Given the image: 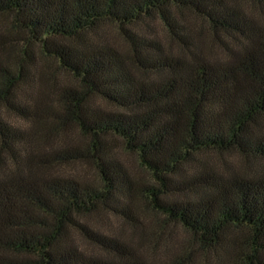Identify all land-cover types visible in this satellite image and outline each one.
<instances>
[{
    "label": "trees",
    "instance_id": "obj_1",
    "mask_svg": "<svg viewBox=\"0 0 264 264\" xmlns=\"http://www.w3.org/2000/svg\"><path fill=\"white\" fill-rule=\"evenodd\" d=\"M246 1L259 12L231 0H0V14L27 43L16 63L0 65V264H171L80 221L99 212L133 221L137 193L203 249L222 250L226 259L216 263L264 264V0ZM186 13L209 25L224 58L192 46ZM151 18L183 53L146 37L138 25ZM108 26L129 54L109 40ZM33 46L76 80L59 90L51 118L74 125L85 148L36 155L30 135L3 115L6 107L26 120L41 117L39 103L29 106L22 94L33 83ZM118 143L154 184H136ZM214 154L253 165L218 169ZM75 161L93 165L98 183L34 172ZM72 231L101 254L75 246Z\"/></svg>",
    "mask_w": 264,
    "mask_h": 264
},
{
    "label": "rangeland",
    "instance_id": "obj_2",
    "mask_svg": "<svg viewBox=\"0 0 264 264\" xmlns=\"http://www.w3.org/2000/svg\"><path fill=\"white\" fill-rule=\"evenodd\" d=\"M247 12L258 13L254 6L246 0H231ZM188 30V38L197 51L204 52L207 56L222 59L225 49L217 41V38L209 25L196 16L186 13L184 16ZM138 28L146 37L160 44L165 50L180 54L185 47L172 36L169 28L159 18H151L141 22ZM106 33L109 40L125 54H129L130 47L119 30L114 26H108ZM26 34L19 30L10 15L0 14V65L7 61L16 63L20 58L25 42ZM32 61L31 75L33 83L24 85L26 94L22 93L25 102L30 106L37 101L42 108L39 119L26 120L14 111H7L3 107V115L9 123L20 128L30 135L34 153L46 155L61 153L67 149L85 148L87 139L74 125L62 126L51 118V110L57 106L59 90L67 85H75L76 80L68 72L61 68L53 58L43 54L37 46L29 48ZM19 57V58H18ZM115 153L127 169L130 176L140 185L142 183L154 184L150 173L141 165L135 154L127 152L120 143L115 144ZM210 160L216 163L218 169H247L253 163H247L237 155L226 154L220 157L212 155ZM227 161L225 166L224 161ZM37 165V164H36ZM38 175H53L64 178H72L80 181L98 183L99 177L96 169L86 161L69 163L56 162L49 167L35 168ZM133 221L118 217L113 213L99 212L80 218L81 222L91 230L120 238L128 243L134 250L149 260H161L171 264H218L217 260L226 259L225 253L220 250L203 249L194 239L193 235L167 220L164 215L156 212L150 202L137 193L131 203ZM72 242L75 246L88 254H101V251L93 246L79 231H72ZM228 264H240L228 261Z\"/></svg>",
    "mask_w": 264,
    "mask_h": 264
}]
</instances>
